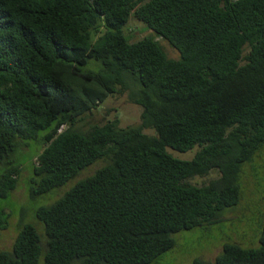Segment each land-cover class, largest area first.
Listing matches in <instances>:
<instances>
[{
  "label": "trees",
  "instance_id": "trees-1",
  "mask_svg": "<svg viewBox=\"0 0 264 264\" xmlns=\"http://www.w3.org/2000/svg\"><path fill=\"white\" fill-rule=\"evenodd\" d=\"M132 16L179 58L154 38L131 42ZM118 94L142 108L139 125L77 128ZM41 131L35 199L107 162L37 210L44 264L156 262L174 234L240 203L243 165L264 146V0H0V198L17 189V153ZM196 147L191 160L169 152ZM213 171L209 184L189 183ZM9 217L0 207V234ZM259 243H227L216 264H264V224ZM43 251L27 224L0 264H40Z\"/></svg>",
  "mask_w": 264,
  "mask_h": 264
},
{
  "label": "rangeland",
  "instance_id": "rangeland-1",
  "mask_svg": "<svg viewBox=\"0 0 264 264\" xmlns=\"http://www.w3.org/2000/svg\"><path fill=\"white\" fill-rule=\"evenodd\" d=\"M124 31L131 42H137L146 37L154 38L160 42L170 58H179L178 51L166 39L156 35L134 16L130 18ZM100 68L101 65L95 61H91L87 67L90 70H99ZM141 117L142 108L131 103L127 94H118L110 96L92 113L83 116L82 120L78 122L77 128L86 131L92 126H101L116 118L119 119L120 126L123 128L137 126L141 123ZM146 133L153 134L154 132L146 130ZM45 134L46 131H41L38 140H31L29 148L17 153L16 164L23 167L19 185L7 198H0V207L6 208L10 213L8 228L1 231L0 234V252L12 251L21 228L31 224L37 227L42 238L44 251L40 264H44L48 238L44 224L37 218V210L42 206L55 203L76 183L93 175L107 164L106 160L98 161L66 186L35 199L31 194V181L34 177L33 164L44 149L43 137ZM198 151V147L186 153L169 148V152L181 160H191ZM3 170L4 168H0V175ZM219 177L220 173L213 171L208 176L195 177L189 183L203 186ZM239 183L241 201L238 205L224 210L223 220L220 223L183 230L174 234L175 247L152 264H195L197 260L203 264H216V257L222 254L223 246L227 243H236L244 248L259 247V238L264 224V146L258 151L252 162L243 165Z\"/></svg>",
  "mask_w": 264,
  "mask_h": 264
}]
</instances>
